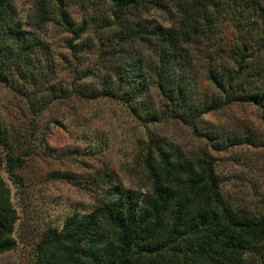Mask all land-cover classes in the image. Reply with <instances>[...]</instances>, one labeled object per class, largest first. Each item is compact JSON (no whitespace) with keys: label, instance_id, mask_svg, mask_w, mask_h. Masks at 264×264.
Listing matches in <instances>:
<instances>
[{"label":"trees","instance_id":"obj_1","mask_svg":"<svg viewBox=\"0 0 264 264\" xmlns=\"http://www.w3.org/2000/svg\"><path fill=\"white\" fill-rule=\"evenodd\" d=\"M95 1L99 10L108 4L115 20L118 11L142 0ZM69 2L33 0L30 24L17 17L12 0H0V82L14 73L31 82L44 72L39 57L47 49L37 29L48 22L68 32L67 46L74 47L86 21L70 18ZM175 4L179 18L173 26L137 29L146 39L155 36L154 57L144 66L139 58L114 60L99 96L124 103L143 123L159 122L165 115L183 120L212 150L264 147V135L253 128H214L202 119L209 111L248 104L259 109L264 124V0ZM107 18L99 14L101 23ZM222 30L229 34H220ZM190 46L197 51L202 79L215 93L209 95L208 105L194 102L193 76L176 69L190 63L182 53ZM153 89L164 101L160 108L150 96ZM163 144L151 137L145 142L143 189L124 187L105 171L94 176V206L45 227L34 245L32 264H245L264 243V208L254 214L233 205L223 195L213 159L203 148L179 157ZM16 148L0 122V166L18 186L13 171L22 167L24 157L14 154ZM16 219L9 188L0 176V254L15 247Z\"/></svg>","mask_w":264,"mask_h":264},{"label":"rangeland","instance_id":"obj_2","mask_svg":"<svg viewBox=\"0 0 264 264\" xmlns=\"http://www.w3.org/2000/svg\"><path fill=\"white\" fill-rule=\"evenodd\" d=\"M93 1L69 2L70 18L86 21L85 31L73 42V48L67 46L70 34L48 22L37 29L47 49L39 57L44 72L31 82L15 73L5 83L0 82V122L17 143L14 154L24 157L22 167L13 171L19 178L18 186L3 164L0 166L17 214L15 247L0 254V264H32L34 245L45 227L60 225L66 214L94 206L91 179L103 171L124 187L143 189L142 155L148 137L161 139L163 147L179 157L192 156L203 148L213 159L223 195L233 205L254 214L264 208V147L212 150L183 120L165 115L159 122L143 123L124 103L98 94L114 60L139 58L144 66L154 57L155 36L148 34L146 39L137 29L176 24L177 0H142L118 11L115 20L108 4L99 10ZM12 3L21 22L32 24L33 0ZM99 14L108 17L103 24ZM220 34L229 33L222 30ZM182 53L190 63L176 69L185 77L193 76L194 102L208 105L209 95L215 93L202 79L197 51L190 46ZM151 93L160 108L164 101L154 89ZM259 113L253 105L232 104L209 111L202 119L214 128L248 126L264 135ZM257 250L247 256L245 264H264V243Z\"/></svg>","mask_w":264,"mask_h":264}]
</instances>
